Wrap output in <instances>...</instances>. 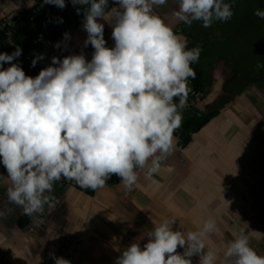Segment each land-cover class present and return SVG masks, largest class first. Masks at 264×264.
Here are the masks:
<instances>
[{
	"label": "clouds",
	"instance_id": "clouds-1",
	"mask_svg": "<svg viewBox=\"0 0 264 264\" xmlns=\"http://www.w3.org/2000/svg\"><path fill=\"white\" fill-rule=\"evenodd\" d=\"M166 2L114 0L116 6L109 9L108 0H70L73 7L87 6L82 27L84 46L93 49L91 59L83 53L53 56L34 77L13 62L22 52L18 45L11 54L0 52V164L11 182L8 201L25 215L54 210L51 193L61 178L95 190L116 176L131 190L137 169L147 166L151 178L170 154L191 91L188 81L196 76L191 64L198 62L202 49H188L187 38L155 13L154 6ZM44 3L61 10L66 6L65 0ZM178 5L173 15L189 27L200 21L208 28L234 15L225 0H178ZM254 15L264 20V9H255ZM101 18L112 28V47L106 46ZM42 59L35 55L30 66ZM174 223L163 219L146 234L143 246L130 243L114 264H191L194 254L198 264H215V253L203 243L215 221L206 220L186 235L174 230ZM49 258L54 264H71L54 252ZM223 259L224 264H264L243 232L227 243Z\"/></svg>",
	"mask_w": 264,
	"mask_h": 264
},
{
	"label": "crops",
	"instance_id": "crops-1",
	"mask_svg": "<svg viewBox=\"0 0 264 264\" xmlns=\"http://www.w3.org/2000/svg\"><path fill=\"white\" fill-rule=\"evenodd\" d=\"M24 2L0 0V18L18 13L33 0L26 6ZM178 6V0H167L154 6V11L172 28ZM98 22L104 24L106 46L112 47L109 22L102 18ZM86 37L81 23L68 32L66 40L69 52L83 53L90 60L93 49L90 44L84 46ZM226 63L220 60L212 70L204 95L199 91L187 101L182 121L216 98L229 74ZM146 171L147 166L137 169L138 180L131 190L119 182L105 184L93 195L56 181L51 193L56 197L54 210L49 212L46 207L43 215H26V224L20 228L18 220L25 214L8 201L11 182L0 164V211L5 212L0 216V249L14 264H42L62 239L71 237L79 244L71 264H114L130 243L143 246L146 234L165 218L174 219L173 229L185 235L211 219L216 227L203 243L206 251L215 253V264H224L226 245L239 232L245 233L250 247L264 256L263 91L246 87L241 96L226 103L193 133L185 147L179 148L174 138L170 154L160 160L151 178L146 177ZM177 251L183 253L182 248ZM190 259L191 264H198L199 255Z\"/></svg>",
	"mask_w": 264,
	"mask_h": 264
},
{
	"label": "trees",
	"instance_id": "trees-1",
	"mask_svg": "<svg viewBox=\"0 0 264 264\" xmlns=\"http://www.w3.org/2000/svg\"><path fill=\"white\" fill-rule=\"evenodd\" d=\"M65 4L66 6L61 10L54 5L45 4L44 0H33L31 5L21 10L19 16L10 25L6 24L5 16L0 18V25H3L2 28L0 27V52L11 54L18 45L22 52L13 62L18 63L26 75L34 77L39 73L36 67L30 65L37 53V43L42 37L48 36L52 44H61L66 39L64 33L75 29L83 22V8L87 6L77 5L76 7L81 8V13L78 15L76 7H73L70 0H65ZM113 5L114 0H108L109 9ZM247 8L249 9V5ZM59 18H62V22H60ZM194 23L196 25L174 29V32H181L187 38L188 49L193 47H200L202 49L198 62L191 64L196 76L195 79L189 78L188 87L191 91L189 92L187 101L199 93V91L203 95L207 92L211 80L210 71L220 60L225 59L230 62L229 67L233 70V75L225 80L223 91L216 99L207 104L203 110H196L192 115L185 118L182 121L181 127L175 130L174 138L179 148L185 147L190 142L192 134L200 130L226 103L234 100L235 96L241 93L250 84L251 80L264 78V70L261 68L257 69L256 74H254V69L247 70L244 75L246 79L242 83L239 73L240 69L237 70L238 66L231 63L232 57L230 52L225 51L223 47L218 46V42L212 40L213 38H217L216 35L218 34L214 32L208 33L205 31V27L197 24V21H194L192 24ZM213 28L215 29V27ZM207 39H209L210 46L207 45ZM8 66V64H4L5 68ZM176 102L178 103V100ZM59 182L61 185L71 184L87 195H93L96 190L82 188L74 180L61 178ZM119 182V177L112 176L106 184ZM26 219V215H22L19 218L18 225L20 228L25 226Z\"/></svg>",
	"mask_w": 264,
	"mask_h": 264
},
{
	"label": "rangeland",
	"instance_id": "rangeland-1",
	"mask_svg": "<svg viewBox=\"0 0 264 264\" xmlns=\"http://www.w3.org/2000/svg\"><path fill=\"white\" fill-rule=\"evenodd\" d=\"M29 1L30 0H25L23 6L28 5ZM225 2H228L233 5L232 10L234 15L232 16V18L227 22L215 21L213 22L211 27L205 28V31H207L208 33L214 32L218 34L216 35L217 38H213L212 40L218 42L219 47H223L225 51L227 50L230 52L232 57L231 63L236 64L238 66L236 68L237 70L240 69L239 73L243 83L246 79V76H244L245 71L254 69V74H256L258 71L256 66L258 64L261 65V67L259 68L264 70V20H261L254 15L255 9H264V0H232ZM248 5L249 9L247 8ZM20 12L21 11L7 17L6 20H8L11 24L13 20L19 16ZM197 24L202 25V22L197 21ZM192 25L196 24L194 23ZM187 26L188 25L184 24L182 21L176 18L173 22L172 29L174 30L182 27L187 28ZM213 27H215V29ZM209 39H207V45L210 46L208 41ZM55 45L57 44L50 43L48 36L42 37L37 43L36 55L42 54L44 57V59L39 60L35 65L38 71L51 64V58L53 56L62 58L64 56L72 54V52H69L68 43L66 39L63 43L59 44V47H55ZM52 52L53 54H51ZM225 61L226 60L224 59V62ZM226 62L227 66L229 67L230 62ZM216 67L217 64L210 71L211 79L213 72L212 70H214ZM232 75L233 70L230 68L229 74L225 80L230 78ZM225 80L222 83L221 89L216 98L222 93ZM249 86L260 89L264 93V78L251 80L250 84L246 87ZM241 93L236 95L235 98L241 96Z\"/></svg>",
	"mask_w": 264,
	"mask_h": 264
},
{
	"label": "built area",
	"instance_id": "built-area-1",
	"mask_svg": "<svg viewBox=\"0 0 264 264\" xmlns=\"http://www.w3.org/2000/svg\"><path fill=\"white\" fill-rule=\"evenodd\" d=\"M6 24L10 25L9 21L6 20ZM2 28L3 25H0ZM53 54V52L51 53ZM79 244L78 242L71 237L62 239L57 246V249L54 251L55 255L58 257H63L65 259H73L78 251ZM0 264H14L8 254L4 249H0ZM42 264H54V261L49 258V255L43 260Z\"/></svg>",
	"mask_w": 264,
	"mask_h": 264
}]
</instances>
